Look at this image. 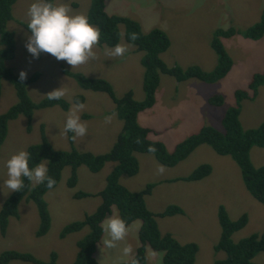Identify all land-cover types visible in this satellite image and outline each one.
I'll use <instances>...</instances> for the list:
<instances>
[{
    "label": "rangeland",
    "instance_id": "rangeland-1",
    "mask_svg": "<svg viewBox=\"0 0 264 264\" xmlns=\"http://www.w3.org/2000/svg\"><path fill=\"white\" fill-rule=\"evenodd\" d=\"M33 0H18L13 6V19L8 28L15 32L17 41L16 56L8 61L16 73L26 70L31 76L40 72V78L29 84L28 92L35 102L46 98L48 93L64 87L71 106L64 110L61 106L37 109L31 121L20 115L10 121L9 131L0 152V209L9 197V190L2 185L7 179L6 162L20 150L28 151L33 144L42 140V127L52 145L59 150H70L74 146L79 151L103 154L110 151L124 127V121L114 111L115 103L105 92L87 90L77 81L63 73L62 67L82 72L92 77H102L114 86L117 96L133 91L137 100L145 98L143 51L128 42L126 26L121 25L119 45L126 51L122 56L111 53L114 47L94 45L95 59L75 68L65 61H59L51 54L41 53L34 58L26 49L27 38L31 33L23 25L27 23V12ZM70 6L72 14L87 16L90 0H55ZM106 10L110 14L127 16L140 23L143 32L154 29L166 32L171 40L170 47L162 54L169 67L179 65L188 68L198 65L213 71L219 63L217 51L212 45L219 29L235 28L245 30L258 23L264 11V0H106ZM223 45L233 58L229 73L214 83L190 78L178 81L168 73H161L156 92V103L140 112L141 125L149 127V137L161 140L172 152L176 147L198 133L205 126L223 130V117L227 110L236 104V90L247 89L255 73H264V35L260 39H250L242 34L221 37ZM83 94L86 101L83 107L74 102L77 95ZM224 97L222 105L214 104L211 98ZM19 100L15 86L3 80L0 97V115ZM71 111L80 116L87 126L83 137H76L72 145L69 132H65L67 117ZM106 117H111L106 122ZM240 120L245 129L256 128L264 122V85L259 88L255 100H245ZM75 136V133H74ZM140 170L136 175H122L121 183L134 191L155 184L146 197L148 208L159 214L171 205L180 206L183 213L157 216L162 233H172L180 242H195L199 245L197 264H212L225 257L224 251L217 252L215 244L221 237L219 209L224 206L232 220L244 213L248 223L236 231L235 242L254 233L264 232V203L257 200L247 189L238 163L230 155L219 154L209 144L197 147L186 159L177 165H163L153 154L137 153ZM251 158L255 166L264 165V147L254 146ZM48 168V160H43ZM202 164H211L212 173L201 180H186ZM116 162H108L99 172H92L86 165L78 168V184L71 188L68 180L72 167L63 170L57 187L49 190L45 199L48 202L52 224L49 232L38 237L41 224L38 207L34 201L23 200L19 205V217H11L7 234L0 230V257L4 251L17 250L34 254L42 261H48L53 252L58 253L60 264H72L78 254V241L90 231L86 226L70 233L65 238L60 234L72 222L83 220L102 202L98 195L107 185V177L116 167ZM163 168V171H161ZM37 183L32 181V186ZM77 192H87L90 196L75 197ZM119 216L116 206L107 217ZM141 220L128 226V234L116 246L108 248L105 243L110 237L104 233L95 253L101 264L129 263L141 246ZM131 245L133 251L125 256L123 249ZM148 264H165L164 252L147 248ZM254 260L264 264V251ZM10 264H34L14 260Z\"/></svg>",
    "mask_w": 264,
    "mask_h": 264
},
{
    "label": "trees",
    "instance_id": "trees-1",
    "mask_svg": "<svg viewBox=\"0 0 264 264\" xmlns=\"http://www.w3.org/2000/svg\"><path fill=\"white\" fill-rule=\"evenodd\" d=\"M18 0H0V97L2 95L3 80L10 81L16 88L18 102L12 105L6 112L0 115V152L9 131L10 121L25 115L32 120L37 109L53 106H61L68 110L71 103L64 97L60 100H49L47 97L40 102H35L28 92V86L37 81L41 73L35 72L23 81L13 67L8 66V61L16 56L17 41L15 32L8 28L13 19V6ZM106 0H90L88 18L90 23L96 26L101 37L100 46H116L121 39V25L126 26V38L128 42L143 51L142 64L145 68L144 90L145 98L137 100L133 91L126 92L123 96L116 95L112 83L102 77H92L82 72L71 71L64 66L63 73L74 78L84 89L107 93L114 101V111L124 121V127L120 132L113 148L103 154H95L89 151H79L74 146L70 150L56 149L42 127V140L40 143L29 147L31 155L30 167L48 160V175L55 179L57 187L67 166L72 167V174L68 180L71 188L78 184V168L86 165L92 172H99L108 162H116L114 170L107 177L106 187L98 194L102 198L96 211L87 214L83 220L72 222L64 227L60 236L65 238L73 232H77L89 226L91 231L77 245L79 248L77 257L72 264H101L95 253L100 244L104 232L102 222L112 213L113 207L119 210L120 217L125 219L129 226L135 220H141L140 229L141 246L133 258L136 264H148L147 248L150 246L156 251L164 252L165 264H197L199 245L195 242L182 243L172 233H162L157 216L174 215L183 213V209L177 205L169 206L165 211L157 214L148 208L146 197L152 192L154 183L148 184L140 191H134L121 183L122 175H136L140 170V162L137 153L153 154L163 165L175 166L186 159L197 147L202 144L211 145L215 151L222 155H230L240 166L244 182L251 194L264 203V165L255 166L251 151L254 146L264 147V122L256 128L245 129L241 123L240 115L243 102L247 99L255 100L259 88L264 85V73H255L247 89L236 90V104L230 107L223 117V130L213 126H205L198 133L191 135L180 143L175 150L170 152L163 141L153 140L149 137L151 129L143 126L138 120L140 112L151 108L156 103V92L160 83L161 73H168L184 81L197 78L205 82L214 83L224 78L233 66V58L223 45L221 37H231L242 34L246 38L260 39L264 35V11L261 20L245 30L235 28L219 29L212 42L219 57L218 66L213 71H207L198 65L188 68L175 65L169 67L162 54L170 47L171 40L166 32L154 29L148 33L143 32L139 22L121 15L110 14L106 10ZM27 28V23H23ZM30 32V30L27 28ZM31 33V32H30ZM136 39H132V35ZM86 97L77 95L74 102L84 104ZM214 104L222 105L224 97L216 95L211 98ZM74 133L69 131V140L73 145ZM149 146H154L156 151H149ZM213 171L211 164H202L193 171L186 180H201L209 176ZM24 188L12 192L0 209V230L7 234L11 217H19V205L23 200L34 201L38 207L41 224L37 236L47 234L51 228L52 218L46 193L53 189L47 188V180L42 184L32 186V181L24 177ZM87 192H77L75 197L90 196ZM219 222L222 228L221 237L215 250L224 251L225 257L216 259L212 264H260L255 256L264 251V232L254 233L235 242L233 234L242 229L248 223V215L244 213L239 219L232 220L227 209L222 205L219 209ZM14 260L31 262L34 264H60L58 253L53 252L50 260L42 261L34 254L17 250L4 251L0 257V264H10ZM132 260V261H133ZM131 262V261H130ZM129 264V263H121Z\"/></svg>",
    "mask_w": 264,
    "mask_h": 264
},
{
    "label": "clouds",
    "instance_id": "clouds-1",
    "mask_svg": "<svg viewBox=\"0 0 264 264\" xmlns=\"http://www.w3.org/2000/svg\"><path fill=\"white\" fill-rule=\"evenodd\" d=\"M27 28L31 35L27 38L26 49L34 57L39 58L41 53L51 54L59 61H65L73 68L82 65L90 59L96 58L93 51L94 45L98 44L101 32L90 23L88 16L84 14H72L70 6L55 0H33L27 12ZM137 37L132 35V39ZM126 49L117 44L111 55L122 56ZM27 71L21 70L19 78L21 81L27 78ZM66 95L64 87L57 88L48 93L49 100H60ZM82 108L83 104L78 105ZM111 117H106L110 122ZM64 131L73 132L75 136L83 137L87 132V126L81 122L80 116L71 111L67 117ZM149 151L155 152L154 146H149ZM31 155L26 150H20L13 154L6 162L7 179L2 185L9 193L20 191L24 188V177L37 184L47 180V188L51 189L56 184L55 179L48 175V168L44 163L30 167ZM163 171V168H161ZM101 228L110 239L105 243L108 248L116 246L115 242L122 241L128 234V225L125 219L119 216L106 218ZM125 256L132 253L131 245L123 249ZM129 264H136L133 260Z\"/></svg>",
    "mask_w": 264,
    "mask_h": 264
}]
</instances>
